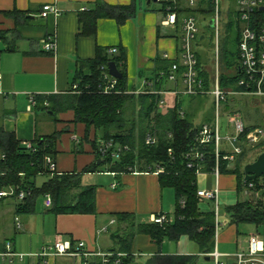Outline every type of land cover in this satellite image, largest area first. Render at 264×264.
Segmentation results:
<instances>
[{
    "label": "crops",
    "instance_id": "crops-1",
    "mask_svg": "<svg viewBox=\"0 0 264 264\" xmlns=\"http://www.w3.org/2000/svg\"><path fill=\"white\" fill-rule=\"evenodd\" d=\"M97 2L112 7L130 6L133 14L122 21L116 18L93 20L87 14L95 10ZM151 3L154 2L147 4L146 0H0V103L3 106L0 127L5 132L14 133L16 139L23 144L31 143L37 136L60 133L53 157L57 173L81 174L80 186L95 188L93 215H55L50 212V208L44 207L45 196L35 201L34 212L27 215L16 216L11 201L0 203V252L4 251L6 243H10L14 252L31 255L26 261L13 260L8 263L7 260H0V264H41L37 256L40 250L56 241L70 242L73 247H76L78 242H83L85 250L89 252H115L117 247L111 236L119 229L115 217L117 214L131 215L137 225L150 223V217L158 214L167 215L170 223L174 221V190L161 187L158 175L139 172L136 169L127 173L112 172L108 165H103L102 161L97 159L96 150L100 147L103 136L101 131L91 127L87 132L84 124L74 122L72 110L52 115L50 111L39 109L36 100L35 106L28 110L30 97L43 98L42 105L49 107L53 105V99L56 97L77 95L73 92V86L82 88V77L89 76L90 72L88 63L94 60L100 51H108L111 48L118 49V54L121 51L124 56L126 93L139 96L152 88L165 91L166 94L162 96L164 104L159 107L157 113L165 116L172 110L177 101L181 102V97H175L171 91L178 90L180 84L175 85L163 80L157 87L153 79L164 65L175 62L178 58L180 31L163 26L162 4L155 2L159 4L155 8ZM47 6L56 9V14L49 13L46 17H41ZM236 9L222 11H229L232 16L230 21H224L225 30L232 20L237 21ZM48 37H53L55 41V52L47 53L42 49V41ZM106 67L108 69V65ZM239 97H250L254 100L264 98L244 93L229 97L224 108L226 114L222 113L227 120L226 134L233 131L228 117L234 111L241 115L246 128L264 129L245 123L240 111L242 103ZM193 98L197 100L196 97ZM200 100L198 99L197 103L200 105L207 102V108L213 113L212 97L206 95L205 100ZM252 103L259 104L256 101ZM136 107L140 110V104L137 102ZM38 113L46 123L52 122V125L40 133H36ZM212 113H202L198 125L207 123L206 119L213 120ZM150 118L146 119V124ZM229 128L232 130L229 131ZM223 149L231 150L227 144H224ZM98 161L101 163L98 164ZM234 162L229 163L227 169H232ZM93 165H96L93 173H82ZM195 186L196 191L217 189V208L223 207V212L226 207L240 201L241 194L244 195L243 192L237 193L236 176L227 172L219 173L217 179L210 172L199 174L196 176ZM198 211L200 214L214 213L215 204L199 200ZM15 219L20 223L19 229L15 227ZM216 226L214 251L222 256V261L232 262L236 253L245 250L248 240L238 236V226L233 225L225 213H218L215 218ZM124 227L125 225L121 228ZM193 245L183 235L177 241L164 239L158 248L148 236L137 234L131 241L130 256L133 261L129 264H146L153 256L190 255L212 262L209 257L200 255L197 247ZM42 264L73 262L69 258L49 256Z\"/></svg>",
    "mask_w": 264,
    "mask_h": 264
},
{
    "label": "trees",
    "instance_id": "trees-1",
    "mask_svg": "<svg viewBox=\"0 0 264 264\" xmlns=\"http://www.w3.org/2000/svg\"><path fill=\"white\" fill-rule=\"evenodd\" d=\"M188 13H191L187 11ZM201 15L213 14L212 0H203L201 6L192 14ZM133 14L132 7H112L101 2L96 3L95 10L89 12L93 20L98 18H116L119 21L130 17ZM235 22V23H233ZM95 24V23H94ZM264 26V10L256 13V28ZM226 33L232 34L228 41L226 38L221 49L219 67V85L223 90L242 92L244 88L237 86L241 76L238 72V41L240 36V25L237 21L228 24ZM234 31V33H233ZM1 36V33H0ZM204 39V38H202ZM234 43V49L227 48V45ZM213 46V44H212ZM214 47V46H213ZM197 57L198 77L202 81L205 90L211 88L212 70L205 68L204 59L200 55ZM113 62L122 78L118 80L117 89L121 94L103 95L98 93V86L101 79V66H107ZM173 62H168L154 76L153 81L158 87L161 82H157L160 72L167 74ZM89 76L82 77L80 82L81 93L72 96L56 97L52 106H43L44 99L35 96L37 107L44 112H52V115L60 111L72 110L74 122L84 124L86 131L93 127L103 133L102 142L113 141L121 146H129L128 152L122 153L118 159L110 156V152L103 156L99 154V147L96 150L97 159L103 165H108L112 172L127 173L136 169L139 172H153L155 166L163 167L165 173L158 175L159 183L163 188H171L175 193L174 221L169 224L159 226L154 223L135 224L133 217L127 214H117L116 220L119 229L111 236L115 246V252L123 253L126 256L121 259L120 264H129L133 260L130 256L131 241L135 235H146L153 243L160 248L162 241L168 239L177 241L181 236H186L204 257L214 252L215 248V216L214 213L200 214L198 211L199 199L196 195L195 169L186 167L187 161L184 155L193 145L195 134L200 129V125H195L192 120L187 119L182 111V103L176 102L174 108L165 116L158 114V103L160 96L153 94H141L133 96L124 94L126 92V77L124 72V56L120 51L116 56H109L106 51H100L97 57L88 63ZM89 86V91L84 88ZM51 102V101H50ZM139 103L142 113L138 135L135 129L130 127L124 129L125 116L124 106L127 103ZM214 111V109H213ZM181 113L183 115L181 116ZM211 114V113H210ZM151 117V118H150ZM149 123L146 124V119ZM213 119V118H212ZM211 119L205 122L210 123ZM142 124V125H141ZM123 131V132H122ZM117 137H112V134ZM147 134L155 135L157 143L153 146L145 145ZM60 133L54 132L50 136H37L31 142L34 152L27 150L24 144L18 141L14 133L5 132L0 127V156L5 159L0 160V171L5 175L0 176V189L7 186H19L31 192V196L21 204H14L16 216L32 214L34 212L35 201L46 195L52 200L50 212L55 215L60 214H95V188L92 186L81 187L80 175L76 173H62L48 175L43 168L44 157H53L56 153V143ZM138 137V138H136ZM137 141V143H136ZM137 144V146H136ZM96 144H94V147ZM260 152L256 157L264 152V141L257 144L251 150ZM168 149L172 150V156H168ZM205 158L200 164L203 172H211L214 167V154L211 145L204 150ZM245 149L242 155L238 156L232 169H227L228 162L221 161L219 171L233 174L237 178V193L241 194L246 186L243 183V167L241 159L246 155ZM55 162V161H54ZM96 165L86 168L82 173H93ZM48 178L40 186L36 185V178L44 175ZM264 178L252 181L256 190H259V182ZM263 193V194H261ZM264 190L260 191V196L254 200L238 201L235 205L226 207L224 213L233 225L251 224L256 228H264ZM6 200L0 201V203ZM183 202V205L181 204ZM125 225L124 228H121ZM264 234V233H263ZM197 256H153L146 264H196Z\"/></svg>",
    "mask_w": 264,
    "mask_h": 264
},
{
    "label": "built area",
    "instance_id": "built-area-1",
    "mask_svg": "<svg viewBox=\"0 0 264 264\" xmlns=\"http://www.w3.org/2000/svg\"><path fill=\"white\" fill-rule=\"evenodd\" d=\"M162 4V11L164 19L162 25L179 29V53L178 58L173 62L167 74L161 73L157 82L163 80L180 84L178 90L171 91L175 97H200L210 95L213 99L214 117L210 123L202 124L198 132L194 136L193 145L184 155L187 161L186 167L188 169H195V176L205 173L201 170L200 164L205 158L204 150L209 145L213 148L214 167L210 173L215 178H218L220 173V162L232 163L235 159L242 155L246 148H254L257 144L264 141V130L260 128L248 129L245 127L243 120L238 113L231 114L228 117V123L232 126V133L222 135V126L219 124L220 110L223 104L227 102L230 95L238 94L229 90H223L219 85V69L218 64L213 68L211 77V88L205 90L202 81L198 77L197 57L194 51V43L198 40L199 27L194 17L195 12L203 0H157ZM215 14L212 18V26L216 33L219 31V0H212ZM237 22L240 25V36L238 41V72L241 76L237 83L239 88H244L242 93L262 97L264 96V26L260 29L256 28V13L259 10H264V0H238L237 1ZM56 9L47 6L41 17H46L49 13H55ZM187 11L191 12L188 13ZM203 37H201L202 39ZM217 46V44H216ZM42 49L47 53L55 52L56 44L53 37L46 38L42 41ZM109 56H116L118 49L111 48L107 51ZM101 79L98 86V93L103 95L121 94L117 89L118 79L112 77L108 73L106 66L100 67ZM155 84V81H153ZM152 83V84H153ZM89 91V86L84 88ZM81 89L78 85L73 86V92L80 94ZM124 94H127L126 92ZM141 94H153L161 97L158 103L162 107L164 102L162 96L166 94L161 90H145ZM29 107L35 106V98H29ZM183 113H181V116ZM157 143L155 135L147 134L145 137V145L153 146ZM227 144L231 150L224 151L223 146ZM25 148L34 152L32 144L26 143ZM129 146H121L115 144L113 141L101 142L98 149L99 154L106 156L110 152V156L118 159L122 153L128 152ZM168 156H172V150L168 149ZM5 156L1 155L0 160H4ZM43 168L48 175L57 174L55 162L51 157H44ZM155 175L164 174L163 167L155 166L153 172ZM44 174V173H43ZM4 171H0V176H4ZM45 175V174H44ZM243 190L244 195L248 196V200L257 199L260 196V190H256L255 184L252 181L245 183ZM196 195L199 200L214 202L215 211L214 216H218L217 198L218 190H198ZM31 196V192L19 186H7L0 189V201H13L15 204L23 203ZM45 208H51L52 200L49 195L44 197L43 201ZM183 205V202L181 203ZM171 221L169 217L164 214H158L150 217V223L162 226L169 224ZM218 226V225H217ZM215 227V233L217 232ZM15 227L20 228V223L15 219ZM30 254L16 253L12 250L11 244L6 243L4 251L0 252V260H7L12 263L13 260L24 261L25 258L30 257ZM41 264L44 259L49 256L65 257L72 260L73 264H120L121 259L126 255L119 252L102 253L99 251L89 252L85 250V244L78 242L76 247H73L70 242L56 241L51 246L43 247L39 254ZM208 257L212 260V264H264V241L259 238V235H251L248 238L247 246L244 251L236 253L232 262L222 261L221 255L216 251L209 254Z\"/></svg>",
    "mask_w": 264,
    "mask_h": 264
},
{
    "label": "rangeland",
    "instance_id": "rangeland-1",
    "mask_svg": "<svg viewBox=\"0 0 264 264\" xmlns=\"http://www.w3.org/2000/svg\"><path fill=\"white\" fill-rule=\"evenodd\" d=\"M147 1V0H146ZM236 1L237 0H219V31L216 33L215 28L212 26V18L215 14L214 8H213V14L209 15H201L200 13H195L194 17L196 18L198 27H199V36L198 40L194 43V51L196 54L200 55L204 59V65L205 68L209 71L212 70V68H215V65L218 64V69L220 67V58H221V49L223 48V44L225 40L228 41L232 38V34L228 36L225 30V24L224 21H230L232 19V16L228 13H222L224 9H230L235 10L236 9ZM152 7H158V3H151ZM235 23V22H233ZM234 33V31H233ZM203 37L204 39H201ZM228 37V38H226ZM226 38V39H225ZM213 44V46H212ZM217 44V46H216ZM231 47V49H234L235 45L232 43L230 46L227 45V48ZM169 83V82H168ZM242 93V92H239ZM229 97H234V95H230ZM228 97V98H229ZM264 97V96H263ZM197 100H205V96L203 97H196ZM210 99V97L208 96ZM207 98V100H208ZM258 98V97H255ZM241 105V113L244 117L246 124H252L255 126H260L264 128V98H259V100H254L250 97H239ZM197 100H194V98L187 97V96H181V103H182V111L186 114L187 119L192 120L195 125L200 124V117L202 113L210 112L212 113L208 107V103H200V105L197 103ZM200 100V101H201ZM259 103L258 105H254L252 102ZM228 102V99H227ZM226 102V103H227ZM225 103V104H226ZM225 104L222 105L220 110V116H219V124L223 127L222 135L227 133L226 126H227V120L226 117L222 116V113L226 114L224 111ZM234 106L236 105V102L233 103ZM124 116H125V126L124 129H128L130 127H133L135 129L136 135H138L139 130H141L139 120L141 119V113L136 107V103H127L125 106ZM2 103H0V124H1V117H2ZM238 113L237 111H234L231 114ZM40 113H38L37 117V132L40 133L43 132V129L48 128V126L52 125V122L47 121L44 119H41ZM212 117H214V111L212 113ZM229 114V115H231ZM239 114V113H238ZM45 115V114H44ZM241 116V115H240ZM47 117V116H46ZM46 123V124H44ZM142 125V124H141ZM53 127V126H52ZM232 130L229 128V131ZM264 130V129H263ZM123 132V131H122ZM99 137V135H97ZM138 138V137H136ZM137 143V141H136ZM25 145V144H24ZM137 146V144H136ZM247 153L244 156V158L241 159L242 161V167L246 166V163L249 164L256 161L257 157L260 155H257L258 152H260V148L257 150H251L250 148H246ZM45 175H39L36 178V184L40 185L41 183L45 182L46 180ZM259 190L262 192L264 190V178L259 182ZM263 194V193H261ZM248 196L241 194L239 196L240 201L248 200ZM263 198V197H262ZM264 199V198H263ZM39 200V199H38ZM37 205H39L37 203ZM219 215L224 214L223 207L218 208ZM264 228L259 227L256 228L255 226L251 224H239L238 225V236L243 240H248V238L251 235H259V238L264 241ZM194 246V245H193ZM27 258H25L24 261H26ZM196 264H212L210 261H205L203 257H199L197 259Z\"/></svg>",
    "mask_w": 264,
    "mask_h": 264
},
{
    "label": "water",
    "instance_id": "water-1",
    "mask_svg": "<svg viewBox=\"0 0 264 264\" xmlns=\"http://www.w3.org/2000/svg\"><path fill=\"white\" fill-rule=\"evenodd\" d=\"M150 1H153L154 3L157 2V0H147V4L150 3ZM262 10V9H261ZM108 73L110 76L121 79L122 75L117 70L115 64L113 62L108 64ZM112 137H117V134H112ZM101 163V161H98V164ZM264 176V152L261 153L255 162L251 164H247L243 169V183H248L250 181H255L259 178Z\"/></svg>",
    "mask_w": 264,
    "mask_h": 264
}]
</instances>
